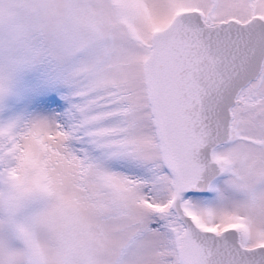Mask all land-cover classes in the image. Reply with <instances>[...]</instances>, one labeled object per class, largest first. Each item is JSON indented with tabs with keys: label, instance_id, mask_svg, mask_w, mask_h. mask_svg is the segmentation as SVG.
I'll return each mask as SVG.
<instances>
[{
	"label": "snow or ice",
	"instance_id": "6c2138e0",
	"mask_svg": "<svg viewBox=\"0 0 264 264\" xmlns=\"http://www.w3.org/2000/svg\"><path fill=\"white\" fill-rule=\"evenodd\" d=\"M42 58L66 71L50 118L0 122V207H44L0 264H51L54 201L99 221L88 264H264L228 211L264 206V0H0V96Z\"/></svg>",
	"mask_w": 264,
	"mask_h": 264
},
{
	"label": "rangeland",
	"instance_id": "374dc122",
	"mask_svg": "<svg viewBox=\"0 0 264 264\" xmlns=\"http://www.w3.org/2000/svg\"><path fill=\"white\" fill-rule=\"evenodd\" d=\"M64 71L66 69L53 58H42L16 67L10 73L7 93L0 96V122L50 118L45 106L46 97L51 94ZM43 207V201L35 199L15 216L0 207V247L22 250L24 242L19 236L17 224ZM37 235L44 239L46 233L40 230Z\"/></svg>",
	"mask_w": 264,
	"mask_h": 264
},
{
	"label": "clouds",
	"instance_id": "9594fccd",
	"mask_svg": "<svg viewBox=\"0 0 264 264\" xmlns=\"http://www.w3.org/2000/svg\"><path fill=\"white\" fill-rule=\"evenodd\" d=\"M257 192L264 197V187H259L255 181ZM237 209L229 208L228 211H238L240 215L248 217L252 227L264 224V206L256 209L245 207V202H240ZM50 227L46 237L39 241L45 249L51 264H88L86 248L90 232L99 223L92 210L71 203L54 201L48 206ZM105 227V231H107ZM118 242V241H114ZM96 264H107V259L102 250H98L94 257Z\"/></svg>",
	"mask_w": 264,
	"mask_h": 264
}]
</instances>
